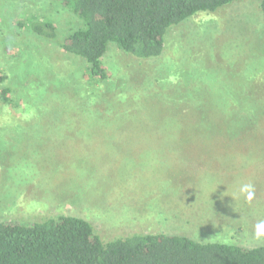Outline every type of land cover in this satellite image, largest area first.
<instances>
[{"label":"rangeland","instance_id":"374dc122","mask_svg":"<svg viewBox=\"0 0 264 264\" xmlns=\"http://www.w3.org/2000/svg\"><path fill=\"white\" fill-rule=\"evenodd\" d=\"M260 3L199 12L157 59L111 42L101 84L58 43L82 19L55 0H0V94L11 90L10 103L0 95V221L76 215L105 241L163 232L264 245ZM45 21L56 38L31 28ZM233 88L258 100L260 134L195 141L214 95Z\"/></svg>","mask_w":264,"mask_h":264},{"label":"trees","instance_id":"16d2710c","mask_svg":"<svg viewBox=\"0 0 264 264\" xmlns=\"http://www.w3.org/2000/svg\"><path fill=\"white\" fill-rule=\"evenodd\" d=\"M55 1L83 20L82 27L58 41L60 47L83 58L91 76L103 84L109 78L103 58L111 42L139 60L160 58L171 28L199 12H213L236 0ZM260 7L264 16V0ZM31 28L56 38L52 21ZM232 90L220 97L212 94L213 107L206 117L203 115L209 123L205 127L197 125L195 141L255 139L260 134L258 100L238 96L237 90ZM10 91V87L3 88V103L11 102ZM0 264H264V245L204 242L163 232L135 233L105 241L85 218L56 215L37 222L0 221Z\"/></svg>","mask_w":264,"mask_h":264}]
</instances>
